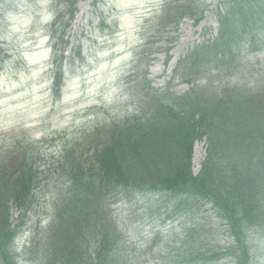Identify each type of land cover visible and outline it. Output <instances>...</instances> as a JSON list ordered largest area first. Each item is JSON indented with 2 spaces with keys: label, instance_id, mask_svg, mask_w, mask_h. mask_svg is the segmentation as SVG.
<instances>
[{
  "label": "rangeland",
  "instance_id": "1",
  "mask_svg": "<svg viewBox=\"0 0 264 264\" xmlns=\"http://www.w3.org/2000/svg\"><path fill=\"white\" fill-rule=\"evenodd\" d=\"M162 1L81 0L66 30L72 43L82 44L81 55L75 53L74 65H64V80L58 96H55L51 90V70L47 65L53 50L52 30L47 27L53 19L55 0H0V47H3L0 56L4 59L0 62V156L20 148L26 138V141L38 139L36 151L39 148L43 159L37 164L40 169H49L47 167H54L62 150L71 147L84 129L107 124L122 114L117 110L129 116L133 103L126 97L122 76L139 43H143L141 33L148 25L150 11ZM221 1H202L206 9L196 22L197 26L191 25L189 19L179 24L173 33L174 44L168 63H165L164 53L159 52L161 54L155 55L148 68V77L154 84L162 85L172 72L177 73V61L188 48L203 40L205 31L212 30L214 34L217 26L215 10ZM259 6L257 16L264 11V5ZM168 22L166 35L171 31L169 27L174 26L171 20ZM256 32H252L255 38L252 37L247 44L245 35L237 36L236 46L241 50L229 52V55L237 54L235 71L233 77L220 84L221 87L225 84L227 89L243 92L249 88L253 91L256 86L249 76L250 65L256 82L264 85V18L257 24ZM156 39L160 41V47L166 46V40L159 34L149 41L155 42ZM251 44L256 45V50H248ZM68 48L66 54H69ZM201 48L199 46L198 51ZM183 73L184 70L176 76L172 86V90L179 94L187 89L181 81ZM207 84L202 80L198 90L211 93L219 87L213 83L207 89ZM121 94L129 103L121 99ZM245 111L243 109L241 113ZM248 118L257 120L253 114ZM12 134H18L14 142L10 140ZM48 136L58 140L39 147L40 140ZM204 151L203 141L194 144V173L200 167ZM11 168L12 164L5 169ZM41 179L49 181V176L44 175ZM56 183L57 180L53 181L54 185ZM46 185H40L29 211L27 225L35 230L47 224L50 214V203L43 195L49 188L51 191L53 185H47L48 189ZM154 193H126L113 200L111 211L123 236L129 240L124 247L126 255L136 258L137 264H187L192 258L199 260L197 264H237L231 257L232 245L224 221L208 202L183 195ZM13 212L15 221L18 212ZM13 223L10 219V226ZM27 233L28 228L26 230L24 225L16 239V248L25 242ZM248 236L252 239L248 244L252 246V264H264L262 231L251 229ZM5 263L10 264L9 257Z\"/></svg>",
  "mask_w": 264,
  "mask_h": 264
},
{
  "label": "trees",
  "instance_id": "2",
  "mask_svg": "<svg viewBox=\"0 0 264 264\" xmlns=\"http://www.w3.org/2000/svg\"><path fill=\"white\" fill-rule=\"evenodd\" d=\"M236 32L229 28L221 37H231ZM237 94L226 95L222 100L219 92L213 93L211 108L215 125L224 117L244 119L235 116L234 107L242 99L240 95L235 97ZM230 101L233 106H229ZM222 106L228 108L222 112ZM181 107L170 101L154 108L151 117L143 111L127 117L123 123H110L106 127L109 140L96 150V166L84 172L80 158L62 166V174L56 176L61 187H56L50 222L41 233V241L44 237L46 244L37 248L39 263L137 264L136 258L126 255L124 247L129 240L123 236L110 202L120 194L163 192L171 196L200 197L218 208L239 243L234 248L233 259L237 264H252V249L248 245L252 239L248 231L264 227V113L259 124L248 132L253 143L252 154H243V141L231 131L232 122L223 124L219 131L213 129L215 140L207 147L200 172L193 176L191 139L198 133V127L195 122L182 128L176 122V111ZM259 108L264 112V98ZM218 141L222 144L221 152L212 147ZM24 173L15 178L13 190H9L11 198H2L0 193V244L3 243L0 248L4 247V260L11 258L10 253L16 248V233L8 222L7 202L10 200L13 206L26 212L34 201L30 190L32 173ZM19 221L25 223V219ZM29 252L37 259L34 252Z\"/></svg>",
  "mask_w": 264,
  "mask_h": 264
}]
</instances>
